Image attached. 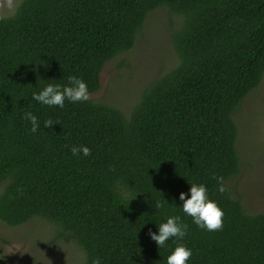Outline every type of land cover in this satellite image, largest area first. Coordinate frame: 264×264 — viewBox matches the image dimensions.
I'll return each instance as SVG.
<instances>
[{"label":"trees","instance_id":"1","mask_svg":"<svg viewBox=\"0 0 264 264\" xmlns=\"http://www.w3.org/2000/svg\"><path fill=\"white\" fill-rule=\"evenodd\" d=\"M161 6L181 16L178 62L126 116L90 94L104 64L134 46ZM263 73L264 0H22L0 17V219L55 224L79 245L81 264H165L177 242L192 249L188 264H264V211L248 213L227 183L240 168L233 115ZM69 75L87 82L88 101L61 108L32 99ZM26 111L40 121L35 133ZM45 119L55 122L43 127ZM73 144L90 153L74 156ZM192 182L223 209L220 229L181 211L178 194ZM175 214L186 236L158 248L148 229Z\"/></svg>","mask_w":264,"mask_h":264},{"label":"rangeland","instance_id":"2","mask_svg":"<svg viewBox=\"0 0 264 264\" xmlns=\"http://www.w3.org/2000/svg\"><path fill=\"white\" fill-rule=\"evenodd\" d=\"M21 1L0 0V17L15 12ZM180 23L181 16L165 6L152 11L134 46L104 64L101 87L90 96L129 116L153 79L177 64L173 40ZM233 117L238 127L240 168L227 183L248 213L264 211V73ZM58 234L55 224L39 216L17 226L0 219V264H81L79 245Z\"/></svg>","mask_w":264,"mask_h":264},{"label":"clouds","instance_id":"3","mask_svg":"<svg viewBox=\"0 0 264 264\" xmlns=\"http://www.w3.org/2000/svg\"><path fill=\"white\" fill-rule=\"evenodd\" d=\"M32 99L43 105L64 106L67 99L71 102H85L89 100V87L87 82L79 76L69 75L67 83H46L39 91L32 93ZM22 118L30 123L29 131L35 133L41 127L37 116L31 111L22 113ZM55 121L45 119L43 127H50ZM70 152L75 156L77 154L87 156L90 148L86 144H73L69 147ZM216 191L225 192V185L222 176H215ZM186 196L184 191L179 192L178 199L182 201L181 211L190 216L192 223L197 227L208 231L218 230L222 227L224 211L218 205L215 199L209 195V190L204 183L192 182ZM137 194V193H136ZM135 194V195H136ZM155 207L160 208L161 202L156 201ZM188 224L185 223L179 214L168 215L166 219L157 224V230L148 229V236L152 239L158 248L166 246V241L172 238L174 241H181L187 233ZM192 255V249L185 243L177 242L165 257V264H188L189 257ZM3 258V257H0ZM92 264H100L99 258L92 261Z\"/></svg>","mask_w":264,"mask_h":264}]
</instances>
